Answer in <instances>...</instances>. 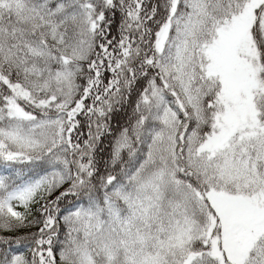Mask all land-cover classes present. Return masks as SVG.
<instances>
[{
	"label": "snow or ice",
	"instance_id": "1",
	"mask_svg": "<svg viewBox=\"0 0 264 264\" xmlns=\"http://www.w3.org/2000/svg\"><path fill=\"white\" fill-rule=\"evenodd\" d=\"M0 264H264V0H0Z\"/></svg>",
	"mask_w": 264,
	"mask_h": 264
}]
</instances>
